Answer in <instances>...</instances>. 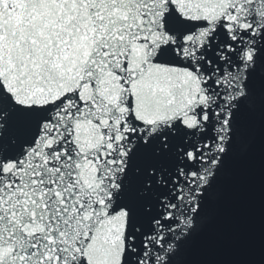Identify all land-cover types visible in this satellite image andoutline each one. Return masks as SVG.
Here are the masks:
<instances>
[{
    "label": "snow or ice",
    "instance_id": "obj_1",
    "mask_svg": "<svg viewBox=\"0 0 264 264\" xmlns=\"http://www.w3.org/2000/svg\"><path fill=\"white\" fill-rule=\"evenodd\" d=\"M0 264H264V0H0Z\"/></svg>",
    "mask_w": 264,
    "mask_h": 264
}]
</instances>
